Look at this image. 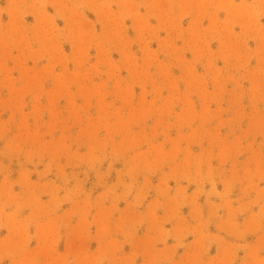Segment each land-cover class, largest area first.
Masks as SVG:
<instances>
[{
	"label": "rangeland",
	"instance_id": "rangeland-1",
	"mask_svg": "<svg viewBox=\"0 0 264 264\" xmlns=\"http://www.w3.org/2000/svg\"><path fill=\"white\" fill-rule=\"evenodd\" d=\"M0 264H264V0H0Z\"/></svg>",
	"mask_w": 264,
	"mask_h": 264
}]
</instances>
